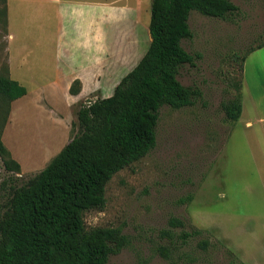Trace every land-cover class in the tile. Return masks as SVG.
Masks as SVG:
<instances>
[{
    "label": "rangeland",
    "instance_id": "obj_1",
    "mask_svg": "<svg viewBox=\"0 0 264 264\" xmlns=\"http://www.w3.org/2000/svg\"><path fill=\"white\" fill-rule=\"evenodd\" d=\"M229 1L238 7L233 20L192 11V37L181 42L199 58L194 67H181L177 79L201 96L193 106H162L155 147L112 176L101 209L83 214L87 230L119 228L127 237V246L108 264H264L260 163L252 160L239 128L231 132L239 124L221 110L237 94L243 57L264 41V0ZM150 5L151 0L141 5L139 25L146 35L138 51L124 63L100 65L109 66L108 73L81 81L84 90L74 98L65 90L66 79L52 72L50 40L40 39L39 45L37 31L30 33L34 40L15 42L9 64L0 0V76L10 72L27 89L8 107L0 98V141L20 166L18 173L9 172L0 158V209L14 188L42 171L75 136L81 104L111 96L136 66L150 41ZM45 58L39 66L37 60ZM258 60L264 62V48L249 58L248 67ZM173 218L183 226H170Z\"/></svg>",
    "mask_w": 264,
    "mask_h": 264
},
{
    "label": "trees",
    "instance_id": "obj_2",
    "mask_svg": "<svg viewBox=\"0 0 264 264\" xmlns=\"http://www.w3.org/2000/svg\"><path fill=\"white\" fill-rule=\"evenodd\" d=\"M192 11L230 21L238 7L229 0L151 1L146 53L111 96L81 104L75 136L42 171L14 188L0 209V264H108L110 256L127 246L119 228L87 230L83 214L101 209L112 176L155 147L159 109L193 106L201 96L197 88L177 79L181 67H194L199 58L181 46L182 40L192 37L188 24ZM4 15L6 22V7ZM236 90L233 99L221 104L231 123L241 114L240 83ZM80 91L76 79L69 94ZM26 93L8 75L0 76V98L6 107ZM0 158L7 171L19 172V164L1 141ZM169 225L183 223L173 218Z\"/></svg>",
    "mask_w": 264,
    "mask_h": 264
},
{
    "label": "crops",
    "instance_id": "obj_3",
    "mask_svg": "<svg viewBox=\"0 0 264 264\" xmlns=\"http://www.w3.org/2000/svg\"><path fill=\"white\" fill-rule=\"evenodd\" d=\"M142 2L143 0H5L9 64L10 60L13 61L15 42L34 40L35 36L30 33L37 31L38 42L40 39L50 40L48 45L53 49L49 60L52 72L61 75L60 79H66L64 87L69 94L74 80L83 82L88 78L99 79V72L104 74L109 70V66L100 68V65L124 63L127 61L126 56L131 58V54L136 49L138 51L140 40L146 35L142 34L143 29L139 25ZM263 48L264 42L260 48L243 58L241 114L235 122L239 125L231 126V132L236 127L239 128L252 160L260 163L258 171L264 182V62L258 60V66L248 67L249 58ZM17 53L19 52L16 51L14 55ZM37 61L41 66L46 58ZM83 90L84 87L82 89L81 86V91ZM81 91L76 96L69 95L76 98Z\"/></svg>",
    "mask_w": 264,
    "mask_h": 264
}]
</instances>
